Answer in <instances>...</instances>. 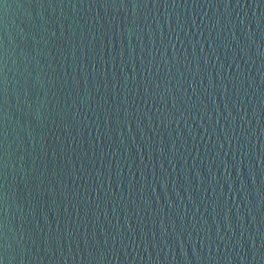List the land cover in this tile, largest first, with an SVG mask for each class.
Instances as JSON below:
<instances>
[{"label":"water","instance_id":"water-1","mask_svg":"<svg viewBox=\"0 0 264 264\" xmlns=\"http://www.w3.org/2000/svg\"><path fill=\"white\" fill-rule=\"evenodd\" d=\"M0 264H264V0H0Z\"/></svg>","mask_w":264,"mask_h":264}]
</instances>
